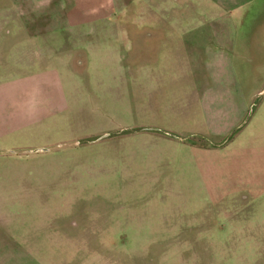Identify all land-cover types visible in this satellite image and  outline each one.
Returning <instances> with one entry per match:
<instances>
[{
  "label": "rangeland",
  "instance_id": "obj_1",
  "mask_svg": "<svg viewBox=\"0 0 264 264\" xmlns=\"http://www.w3.org/2000/svg\"><path fill=\"white\" fill-rule=\"evenodd\" d=\"M3 259L264 264V0H0Z\"/></svg>",
  "mask_w": 264,
  "mask_h": 264
},
{
  "label": "crops",
  "instance_id": "obj_2",
  "mask_svg": "<svg viewBox=\"0 0 264 264\" xmlns=\"http://www.w3.org/2000/svg\"><path fill=\"white\" fill-rule=\"evenodd\" d=\"M182 1H187V0H182ZM205 1H208V2H213V3H216L217 5H220L222 8H224V9H230V8H233V7H236V6H238V5H240V4H242L243 2H247V1H249V0H205ZM237 4V5H236ZM209 9H212V8H210V7H208ZM208 25L207 24H191L187 29H191V30H197V29H205V28H207L208 29V27H207ZM185 30V29H184ZM183 30V31H184ZM221 31V30H220ZM214 75H212L211 74V77H213ZM212 92V91H211ZM211 92H208V91H205V92H203L202 93V95H201V97H200V99H201V101L202 102H204V100H206V98L208 97V95H213ZM216 96V94L215 95H213L212 96V98L213 97H215ZM213 110H220V107L219 108H216V109H214V108H212ZM207 110H211L209 107L207 108ZM231 128H232V126L231 125H229V126H226L225 127V129L223 130V131H221L219 134H221V133H223V132H230L231 131ZM218 134V133H217ZM3 239L4 240H8L9 242H11V243H13L12 242V238L10 237V238H5V236L3 237ZM13 247H15V245H13ZM2 251H4V249L2 248ZM3 264H5V260L3 259Z\"/></svg>",
  "mask_w": 264,
  "mask_h": 264
}]
</instances>
